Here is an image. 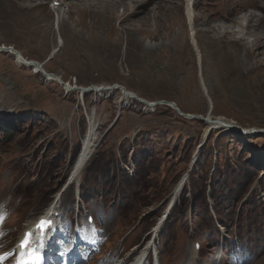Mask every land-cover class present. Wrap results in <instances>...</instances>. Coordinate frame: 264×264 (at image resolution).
Instances as JSON below:
<instances>
[{
  "label": "rangeland",
  "instance_id": "obj_1",
  "mask_svg": "<svg viewBox=\"0 0 264 264\" xmlns=\"http://www.w3.org/2000/svg\"><path fill=\"white\" fill-rule=\"evenodd\" d=\"M51 1L0 0V46L55 76L48 81L0 53V201L11 210L9 228L15 232L29 224L67 181L66 144L70 136L73 142L82 139L85 123L95 130L96 154L79 171L80 182L94 189L85 200L114 219L124 216L120 208L134 209L112 230L115 247L132 248L140 232L150 227L154 235L159 225L150 248L161 264H179L191 256L194 243L200 244L199 264L219 263L217 250L230 248V230L216 232L200 218L212 215L214 206L202 199L198 184L206 183V192L214 189L206 170L212 174L221 162L238 159L250 171L248 181L264 174L263 134L245 133L238 140L231 130L210 124L264 130V0H196L191 18L185 0H62L53 10L47 7ZM240 11L245 30L235 18ZM60 80L106 90L66 92ZM123 89L156 105L148 110L137 99L127 100ZM170 104L194 118H183ZM200 145V160L192 167ZM49 158L60 165L48 164ZM125 180L132 194H126ZM214 215L227 226L238 212L225 200ZM162 217L167 220L160 224ZM263 235L247 240L264 244ZM248 252L253 256L243 252L249 256H237L238 262L264 264V246L251 244Z\"/></svg>",
  "mask_w": 264,
  "mask_h": 264
},
{
  "label": "snow or ice",
  "instance_id": "obj_2",
  "mask_svg": "<svg viewBox=\"0 0 264 264\" xmlns=\"http://www.w3.org/2000/svg\"><path fill=\"white\" fill-rule=\"evenodd\" d=\"M39 232L38 242L33 245L31 242V233L26 234L24 239L19 243V254L16 256V264H42L41 251L45 246L46 231L52 227L50 220L42 219L37 224ZM85 237H82V239ZM60 245L59 255L63 256L70 251L71 241H57ZM51 251V250H50ZM7 254L0 259H7Z\"/></svg>",
  "mask_w": 264,
  "mask_h": 264
},
{
  "label": "trees",
  "instance_id": "obj_3",
  "mask_svg": "<svg viewBox=\"0 0 264 264\" xmlns=\"http://www.w3.org/2000/svg\"><path fill=\"white\" fill-rule=\"evenodd\" d=\"M22 119L24 120L25 118L23 117ZM4 132L8 133L6 131H4ZM8 134H10V135H8V137H10V136L20 137V136H17V134H15V132H11V133H8ZM20 138L23 141V137H20ZM239 162H240V159H238L236 161V163H231L229 161H227L225 163L221 162L219 164V166H220L221 170H224L227 173L228 181L236 183V184H240L241 185V189H242V185L246 184V182H247V177L249 176L250 171H248V169L246 167L242 168V166L244 164H238ZM250 169H252V168H250ZM218 174H219V172H218ZM126 186H127V184H126Z\"/></svg>",
  "mask_w": 264,
  "mask_h": 264
},
{
  "label": "bare ground",
  "instance_id": "obj_4",
  "mask_svg": "<svg viewBox=\"0 0 264 264\" xmlns=\"http://www.w3.org/2000/svg\"><path fill=\"white\" fill-rule=\"evenodd\" d=\"M137 7V6H136ZM263 11V10H262ZM127 17H129V16H127ZM190 17H191V14H190ZM189 17V18H190ZM58 23V22H57ZM241 37H242V35H241ZM192 41H194V40H192ZM192 43V42H191ZM194 43V42H193ZM196 45V44H195ZM256 47V46H255ZM13 49V48H12ZM14 50V49H13ZM16 51V50H15ZM18 54H19V56H20V58L22 59V60H24L26 63L27 62H33V63H36L37 65H39V63H37V62H34V61H30V60H26V59H24L21 55H20V53L18 52ZM199 54V53H198ZM16 62L17 63H20V61H18V59H16ZM21 64V63H20ZM25 66V65H24ZM25 67H28V66H25ZM30 69H31V67H29ZM35 72L36 73H38V71L37 70H32V73H34L35 74ZM46 74V73H45ZM47 76H49V74H47ZM48 81L49 80H54V79H52L51 77H48V79H47ZM58 82V81H57ZM66 86L68 87V89H71V88H73V86H71V85H67L66 84ZM109 88V87H108ZM66 90V89H65ZM66 91H68V90H66ZM125 92L127 93V95H129V96H135L132 92H128V91H126V90H123L122 91V95H123V97L124 98H126L127 100L128 99H130L129 97H127V96H125ZM139 100H140V98H139ZM141 101H143V102H145V103H148L149 105L147 106L146 105V108L148 109V110H152V108L151 107H153L154 106V104H151L150 102H148V101H144V100H142L141 99ZM170 105H172V104H170ZM150 108V109H149ZM173 108V107H172ZM179 111V110H178ZM179 113H180V111H179ZM184 115V114H183ZM185 116H188V115H185ZM209 119V118H208ZM210 120V119H209ZM214 121V120H213ZM217 127H219L218 125H217ZM217 127H215L214 129L216 130V129H218ZM91 135V134H90ZM89 134L87 135L86 134V138L83 140V142H84V145L81 147V150H80V153H79V156H78V161H77V165L78 166H80V163L83 161H85L87 158H88V156H89V154H90V152H91V150H92V147L93 146H91V143H92V139H91V136H90ZM80 170V169H79Z\"/></svg>",
  "mask_w": 264,
  "mask_h": 264
},
{
  "label": "water",
  "instance_id": "obj_5",
  "mask_svg": "<svg viewBox=\"0 0 264 264\" xmlns=\"http://www.w3.org/2000/svg\"><path fill=\"white\" fill-rule=\"evenodd\" d=\"M0 53H7V54H10V55H12L15 59H18V61H20V63L22 64V65H25V66H28V67H32L33 69H35V70H37V71H39V72H41V73H43V75L46 77V78H48V77H51V78H54V76L53 75H49V76H47L45 73H44V71L42 70V68H41V66L40 65H37L36 63H33V62H25L24 60H22L21 58H20V56H19V54H18V52H16L15 50H13L12 48H5V47H3V46H0ZM63 87H64V89H66V90H68V91H71V90H74V91H78V92H87V91H90V88L89 89H87V90H84V89H80V88H71V89H68V87L66 86V85H62ZM144 105H149L148 103H145L144 102ZM154 105H156V104H154ZM172 107H173V109H174V111L176 112V113H178L179 115H181V113H179V111L176 109V108H174V105L172 104ZM183 118H187V119H193L194 117H189V116H185V115H181ZM260 133H264V131H261Z\"/></svg>",
  "mask_w": 264,
  "mask_h": 264
}]
</instances>
